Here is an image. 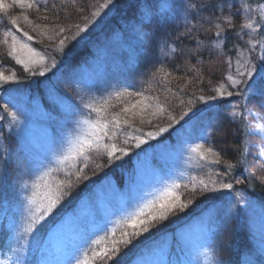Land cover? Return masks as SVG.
<instances>
[{
    "label": "rangeland",
    "instance_id": "1",
    "mask_svg": "<svg viewBox=\"0 0 264 264\" xmlns=\"http://www.w3.org/2000/svg\"><path fill=\"white\" fill-rule=\"evenodd\" d=\"M62 2L0 0V17L11 9L1 37L12 64L24 74L0 64V224L13 229L16 238L11 257L0 258V264H97L111 243L124 242L167 208L175 231L149 245L134 264H234L219 251L222 236L237 227L245 231L249 249L264 258L262 205L243 188L245 176H227L240 153H224L213 137L229 118L233 137L244 142L251 173L264 177V52L258 41L259 28L264 35V1L149 0L152 11L164 13L169 24L157 19L146 25L149 35L138 67L129 60V49H137L136 16L95 34L111 20L113 3L96 0L76 11L77 17H67ZM189 13L205 18L199 25L204 29L222 27L197 47H220L229 22H238V31L227 49L228 71L217 78V87H205L207 93L188 105L181 90L186 80L194 82L197 62L204 59L192 55L180 67L170 61L168 31ZM136 14L142 18L144 11ZM84 44L91 51L79 63L60 64ZM58 49L60 60L53 55ZM208 66L209 73L217 70L211 61ZM38 85L57 114L43 103ZM96 149L123 151L128 160L120 170L123 187L108 177L61 218L72 201L62 194L64 176ZM4 164L10 168L7 194ZM198 182L208 185L202 191Z\"/></svg>",
    "mask_w": 264,
    "mask_h": 264
},
{
    "label": "trees",
    "instance_id": "2",
    "mask_svg": "<svg viewBox=\"0 0 264 264\" xmlns=\"http://www.w3.org/2000/svg\"><path fill=\"white\" fill-rule=\"evenodd\" d=\"M62 2V10L64 11L63 14H65L67 17L69 16H76L78 10L83 12L84 10L89 8V5L94 4L96 0H63ZM99 1V0H98ZM108 1L107 3L112 1ZM118 0H113L116 4ZM119 1H131L133 5L129 6L126 10L117 12L116 15H113L110 21H107V23L104 25L102 30L96 31L95 34H103L108 32L113 26L111 25H117L118 22H130L134 21L135 18H131L135 15L133 10L141 9L144 11V14L141 16L142 18H139V16H136V23L139 24V27L136 32H133L137 37V43L136 47L137 49L130 50V57L129 60L132 64L136 65L138 67V64L140 63V56H141V50L143 51L146 46V38L149 35V31L145 29L146 25L153 20L158 19V21H164L165 23L169 22L167 21V17L164 13L156 14L149 5V0H119ZM264 1V0H259ZM132 10V11H131ZM9 11L11 9H6L5 12L2 13V17H0V64H9L13 69L16 70V72L19 74V76H24V74L21 72L19 68L16 67V65L12 64L11 60L9 59L8 52L6 45L4 44V36L1 37V31L3 29V25H5L7 16L5 13L9 14ZM133 12V14H132ZM189 17H184L185 21L182 24L180 23L182 20H180L175 29L170 28L168 31V35L171 37V41L173 43H170V46L172 45L171 52L168 51V57L170 61H173L175 64L182 66L183 63L186 61H190L192 59V55L194 57H200L203 58L204 61L201 63L198 60V66L195 68V80L190 82H185L184 88L181 90V92L187 97L185 102L189 105L194 101L196 97L199 95L204 96L207 91H205V87H208L210 85H216L217 87V78L221 75L223 76L226 71H228L230 65L229 60H227V53L229 47L232 45L230 42L231 37L237 33L238 28L235 27V24H238V22L233 21L231 24L228 23L229 26H231L230 30L222 32L221 36H223V43L219 45L220 47H213L208 50L204 48V45L198 46L201 42L202 37L209 35L213 38V36L222 31V27H210L208 29H204V27L199 26L201 22L205 21V18L203 19H196L194 14L189 13ZM75 17V18H76ZM203 17V16H202ZM124 18H131L129 21L128 19ZM5 20V21H4ZM75 20V19H74ZM1 21H4L3 24ZM258 25L261 27L260 19L257 18ZM136 24V26H138ZM173 25V23H172ZM188 25L187 28H185ZM234 26V27H233ZM197 28H200V30H197ZM263 28V27H261ZM261 28H259V38L258 41H261L263 43L262 48L264 52V35L261 34ZM221 29V31H220ZM207 31L205 34L202 32ZM129 31H124L125 35L130 37L128 34ZM131 34V33H130ZM220 36V37H221ZM96 37L93 36V38H90V40L95 39ZM216 39V37H214ZM233 39V38H232ZM74 44H71L69 47H74ZM170 48V47H169ZM53 50H57L55 47H53ZM60 50L55 53L53 52L54 56L57 58V60H60V54L63 53L59 52ZM90 47L87 44L80 45V47H76V50L72 53H68L65 57L61 58L60 64L71 66L74 64L79 63L87 54L90 53ZM230 55L232 54L231 51H229ZM218 55V56H217ZM214 56H217L215 58ZM222 56V57H221ZM190 57V59H189ZM165 58L163 56L164 62ZM210 58V59H209ZM215 58V59H214ZM208 59V60H207ZM215 63L217 70L211 71L212 75L208 72L211 70V67L208 66V62ZM165 64V63H164ZM204 64L207 66L202 67ZM168 66V65H164ZM200 66V67H199ZM193 70V69H191ZM213 76L216 77V80H214ZM42 78L38 77V80L40 81ZM164 79H168L165 77ZM163 79V80H164ZM163 82V81H162ZM164 83V82H163ZM38 93L42 96L43 103L50 108V112L52 114H57L55 111V108L51 106L47 100L45 101L43 90L40 85H38L37 89ZM174 91L172 87L169 88V92ZM205 91V92H204ZM181 94L182 97L184 95ZM198 104V102H197ZM220 105V102L218 103ZM192 106H196L193 104ZM201 107V106H200ZM205 107V106H204ZM202 107V108H204ZM201 109V108H200ZM264 128V127H263ZM4 137L7 138L4 132ZM215 137L219 141V148L223 149L224 153H228L231 155L232 151L239 152L240 159L237 164H234L232 166L228 167L227 170V176L230 179L235 178L236 176H245L243 179V188L246 189L248 194L256 199H258L262 205V210L264 211V177L260 175V177L256 173H251V169H249L250 166H247V160L244 156V142L242 141V138L240 137L239 140L236 141V139L233 137L232 132V122L229 118H226L220 123L217 131L214 134ZM117 148V146H116ZM226 148V149H225ZM120 153H119V152ZM212 154H209V157H211ZM219 159L221 158V155H219ZM123 151L117 149L116 152H111L110 150L107 152L103 151H93L90 153V157L84 161L76 165L72 170L69 171L66 176H64V179L62 180V194H65V196L69 197L72 201L70 204L64 209V211L60 212V217L63 218L66 213L74 212V207L77 205V203L83 199V197L88 193L92 192L97 185L100 184L102 180L107 179L108 177H112L116 183V186L119 188L123 187L124 185V178L121 174L120 170L122 169V165H128L127 158H124ZM207 159V158H206ZM208 160V159H207ZM246 167L252 174L251 178L249 176L250 173L246 176L244 171H247ZM10 168L7 166V164H4L2 175L3 179L5 181V186L2 188V191L7 194L8 192V181L7 178L9 176ZM249 176V177H248ZM248 177V178H247ZM262 177V178H261ZM205 185H208L207 182L204 183H197V186L201 187L200 190L203 191V187ZM198 188H195V191H198ZM199 190V191H200ZM188 197V196H187ZM186 199V195L184 196V200ZM182 203L176 204V206H172V208H175L179 206ZM189 204V203H188ZM188 204L186 203L184 207H188ZM172 210L171 209H165V210H159L154 217L151 219H148L143 226H141L139 229L133 230L128 236H126V240L124 242H115L111 243L108 246V250L100 257L97 264H134L135 261L141 257V255L148 249L149 245L156 243L160 239H163V237L167 233H173L175 231L174 228H172ZM177 221V220H176ZM85 225V224H84ZM84 225L80 226L83 227ZM52 228L48 229L43 233V237L41 242L38 244L39 249L43 246L46 241L44 238L50 233ZM69 231V230H68ZM223 239L221 241V247H220V257L225 262H230L234 264H264V258L261 254H259L256 251H251L249 249V242L248 238H246L245 231H243L242 227H237L233 231L225 233L223 236ZM16 245V238L14 236V231L11 228H8L4 222L0 224V258L6 259L8 257H11L12 252L14 250V247ZM48 246V244H47ZM49 247V246H48ZM42 251V250H37ZM41 256H39L37 259L39 260ZM31 261H35V254L31 255ZM25 264H29L26 262Z\"/></svg>",
    "mask_w": 264,
    "mask_h": 264
},
{
    "label": "bare ground",
    "instance_id": "3",
    "mask_svg": "<svg viewBox=\"0 0 264 264\" xmlns=\"http://www.w3.org/2000/svg\"><path fill=\"white\" fill-rule=\"evenodd\" d=\"M104 2H108V1H106V0H103ZM109 1H112V3H113V15H116L117 14V12H119V10H121V11H124V10H126L129 6H131V5H133V3L131 2V1H126V2H124V1H117L116 2V4H114L115 2H113V0H109ZM101 2V1H100ZM111 2H109V4H112ZM132 11V10H131ZM133 12L135 13V15L134 16H138L136 13H137V10L135 11V10H133ZM133 12H132V14H133ZM134 16H132L131 18H133ZM131 18H124V19H128L127 21H129ZM122 22V21H121ZM160 65L159 64H157V65H155V66H153L150 70H153V69H157L158 67H159ZM224 101H227V100H224Z\"/></svg>",
    "mask_w": 264,
    "mask_h": 264
}]
</instances>
